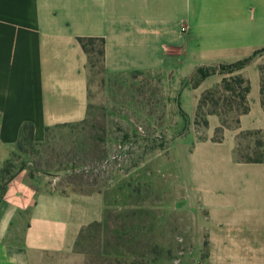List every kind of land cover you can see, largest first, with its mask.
Masks as SVG:
<instances>
[{
	"label": "crops",
	"instance_id": "crops-1",
	"mask_svg": "<svg viewBox=\"0 0 264 264\" xmlns=\"http://www.w3.org/2000/svg\"><path fill=\"white\" fill-rule=\"evenodd\" d=\"M77 37L103 38L109 76L144 70L174 79L175 56L199 58L195 70L264 48V0H0V166L24 122L40 144L49 129L87 116L91 67ZM263 53L234 72L250 85L237 126L214 141L220 121L208 114L205 138L183 161L187 202L196 200L206 237L201 264H264V162L233 156L239 132L264 130ZM223 76L193 89L213 88ZM102 212L99 195L58 192L18 170L0 198V264H84L78 236Z\"/></svg>",
	"mask_w": 264,
	"mask_h": 264
},
{
	"label": "rangeland",
	"instance_id": "rangeland-1",
	"mask_svg": "<svg viewBox=\"0 0 264 264\" xmlns=\"http://www.w3.org/2000/svg\"><path fill=\"white\" fill-rule=\"evenodd\" d=\"M88 58L85 119L49 129L40 144L16 146L0 166V188L4 170L23 168L46 188L99 195L102 217L84 227L76 243L84 264H201L206 237L196 200L187 202L192 193L183 182V161L206 136L207 112L216 110L235 126L238 98L219 92L201 98L206 90L193 89L199 58L170 59L174 79L167 80L159 71L109 76L99 55ZM257 59L264 70V53ZM263 152L264 132L237 134L235 159Z\"/></svg>",
	"mask_w": 264,
	"mask_h": 264
},
{
	"label": "trees",
	"instance_id": "trees-1",
	"mask_svg": "<svg viewBox=\"0 0 264 264\" xmlns=\"http://www.w3.org/2000/svg\"><path fill=\"white\" fill-rule=\"evenodd\" d=\"M77 41L81 45L82 49L87 53L88 55H91L93 53H96L97 55L100 56L101 61L103 60L104 56V40L101 37H77ZM95 42H99L100 47L95 48L92 46ZM264 48L255 50L251 55L239 59L237 61L227 63V64H214V65H201L198 66L195 69V73L197 75L193 87H196L199 82L204 79L205 77L219 73V74H224L227 76H223L221 79V82L219 85L208 89L204 91L201 96L204 97L206 94L211 93V92H219L222 94L225 93H230L231 96L237 97L239 102L237 103L238 107H241V109L238 111V118L240 114L247 112L249 109L248 102H247V94L249 93V81L241 76L240 74H234L235 71L239 70L243 66H245L247 63H249L259 52H263ZM89 61V58H88ZM260 74H261V106L264 109V75L262 76L263 73V67L259 68ZM223 100L228 101L227 98H223ZM213 104L216 106L217 102H213ZM237 110V109H236ZM207 114H216L218 117V113L216 110H211L207 112ZM238 118L235 120V126H237L238 123ZM219 125L215 128L214 133H217L221 131L223 132L224 128H231L230 126L226 125L225 122L219 118ZM208 122L207 119L203 121V126H207ZM247 133H251V131H246ZM253 132H264V130H253ZM221 137H215L212 138L214 141H221ZM33 143V126L29 122H24L19 130V138L17 140L16 146L17 148L21 149L25 144L27 143ZM235 153V149H234ZM238 161H244V162H264V152L263 153H258L255 154V156L251 155H246L243 160L241 159H236ZM23 168H19L18 170H21ZM16 170L15 172L11 173L9 170H4L5 173L7 174V179L4 181L3 185L0 188V198L2 196V193L5 188L6 182L12 178V176L18 171Z\"/></svg>",
	"mask_w": 264,
	"mask_h": 264
}]
</instances>
